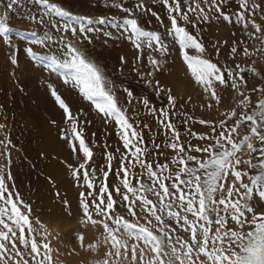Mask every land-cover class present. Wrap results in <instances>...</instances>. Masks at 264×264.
<instances>
[{
	"label": "snow or ice",
	"instance_id": "snow-or-ice-1",
	"mask_svg": "<svg viewBox=\"0 0 264 264\" xmlns=\"http://www.w3.org/2000/svg\"><path fill=\"white\" fill-rule=\"evenodd\" d=\"M17 2L11 0L9 7ZM35 2L65 22L61 25L59 21L55 24L47 21L49 30L55 29L58 38L47 32L43 36L30 33L32 45H55L54 53L38 55L32 47L24 51L64 85L77 90L105 124H114L124 150L116 149L120 153L119 167L113 168L116 157L105 145L106 169L93 167L94 153L86 142L84 127L91 121L81 119L86 116L82 109L74 114L55 87L48 85L69 126L61 130L62 139L77 161L82 158L78 165H68L76 186L85 189L79 193L80 223L102 229L107 247L104 259L97 264H264V211H257L258 203L264 204V88L252 89L261 94L253 107L251 96L241 90V85L246 84L243 73H255V69L218 66L203 55L206 49L198 34L190 33L186 27L191 24L196 28L199 23L209 21L211 13L217 14V20L223 18L227 22H233L234 15V22L242 26L245 35L264 45V28L254 19L260 5L249 6L248 0H238L237 10L229 14L223 10L229 0H159L170 25L162 36L142 28L133 10L122 2L112 4L128 14L119 23L74 15L49 0ZM134 7L137 11L151 12L143 0H138ZM152 15L161 20L155 12ZM260 18L264 20V15ZM39 22L45 23L43 18ZM106 23L122 29L121 36L141 53L148 49L165 58L170 55L165 37L172 36L173 47L178 46L182 63L208 101L206 107L212 108L213 102L221 103L220 88H231L240 97L235 107L221 113L223 119L218 122L198 121L210 126V133L198 134L188 129L189 136L207 143L194 146L182 140L178 126L170 119L176 115V102L171 94L167 95L168 104L159 109L143 98L138 103L156 118L166 137L164 147L173 152L170 160L165 157L164 163L159 162V156L163 155L158 151L161 145L153 141V148L149 149L143 136V129L151 131V127L144 124L141 128L138 122L134 125L128 115L133 91L123 88L127 104L121 106L114 82L79 47L83 41L92 42L89 33L99 31L93 25ZM249 26L254 31L249 32ZM12 31L0 20V38L5 45L12 44ZM16 35L28 37V33ZM103 35L111 38L112 34ZM237 54L238 48L232 47V57ZM243 54L247 57L253 53L245 46ZM124 62L121 57V63ZM149 64L156 71L161 70L160 59L150 55ZM137 74L144 79V74ZM147 83L151 85L152 81ZM153 90L158 98L166 91L170 93L159 81ZM193 119L188 116L181 123L187 126ZM242 125L246 126L247 134L237 140ZM253 138L259 147L252 142ZM245 147L247 159L238 156ZM153 150L155 160L150 159ZM110 173L116 176L118 184H109ZM11 179L10 174L5 177L0 172V264H56L47 229L41 221L32 219L31 206L14 185L9 186L7 181ZM64 203L67 206L68 202ZM117 206L126 212L121 213ZM77 239L83 245L85 237L78 235ZM87 247L95 250L97 245Z\"/></svg>",
	"mask_w": 264,
	"mask_h": 264
},
{
	"label": "rangeland",
	"instance_id": "rangeland-1",
	"mask_svg": "<svg viewBox=\"0 0 264 264\" xmlns=\"http://www.w3.org/2000/svg\"><path fill=\"white\" fill-rule=\"evenodd\" d=\"M10 2L11 0H0V20L7 23L13 30L10 33L12 44L5 45L0 38V172L5 177L11 175L12 179L7 181L9 186L14 185L24 202L31 206L32 219H38L47 229L56 264H97L98 261L104 259L107 247L103 243L102 229L80 223L82 212L79 208V193L85 189L76 186L68 165L76 166L82 162V158L81 161H77L66 140L62 139L61 130H67L69 126L65 123L62 109L51 96L48 85L55 87L57 93L70 106L74 114L82 109L86 116H82L81 119L91 121L84 127L86 142L92 147L94 153L93 167L106 169L104 146L107 145L108 151L116 157L112 162L113 168H118L120 153L116 152V149L120 148L124 151L122 142L114 124H105L90 103L82 99L77 90L64 85L54 73H50L24 51L26 47H32L38 55L54 53L55 45L51 47L32 45L30 33L36 32L37 36H43L47 32L54 38H58L59 34L55 29L49 30L47 21L53 24L59 21L62 25L65 22L64 19L51 15L35 0H18L16 4L9 7ZM49 2L57 3L74 15L93 19L106 18L116 23L121 22L128 15L112 7L113 3L122 2L125 7L133 10L135 18L145 30L156 31L164 36L166 28L170 26L167 11L159 0L156 2L143 0L146 7L151 9V12L147 13L135 9L134 5L138 0H49ZM248 2L249 6L254 3L260 5L254 19L264 28V20L260 18L264 15V0H248ZM237 4L238 0H229L223 10L234 14ZM152 12H155L161 20L158 21ZM210 15L212 18L209 21L199 23L196 28H193L191 24L186 27L190 33L198 34L206 49L203 55L217 63L218 66L227 65L235 69L236 65H240L245 69H255V73L253 71L243 73L246 84L241 85V90L251 96L254 107L261 94L252 92V89L264 88V45H261L259 40H250L245 35L242 26L234 22V15L233 22L224 21L223 18L217 20L215 13ZM40 18H43L45 23H40ZM183 23L181 21V24ZM93 27L99 31L88 34L92 42L83 41L79 47L88 59L100 66L105 75L114 82L121 106L127 104L123 88L133 91L134 100L128 115L133 118L134 125L138 122L141 128L144 124L151 127V131L143 129V136L149 149L153 148V141L161 145L158 150L163 153L159 156L160 163L165 162V157L170 160L173 152L164 147L166 137L163 128L157 123L156 118L149 114L148 109L138 101L147 98L150 106L159 109L168 104L167 95L171 94L176 102V115L170 116V119L178 126L182 140L195 146L205 144L207 141H200L189 136L188 129L198 134L210 133V126L201 125L198 121L204 119L218 122L223 119L221 113L230 111L240 98L231 88H220L218 93L221 103L217 105L213 102L212 108L206 107L208 101L204 99L202 90L195 85L186 66L182 63L177 50L178 46L173 47L172 36L165 37V43L170 50V55L165 58L148 49L141 53L134 48L130 40L121 36L122 29L113 27L110 23L93 25ZM248 31L254 30L249 26ZM17 32L28 33L27 39L17 36ZM104 32H110L111 38L104 36ZM234 46L238 48L239 54L233 58L231 49ZM245 46L253 53L252 55L244 56ZM150 55L161 60V70L156 71L149 64ZM121 57L124 58V63H121ZM137 57L140 59L138 60ZM13 60L16 63H12ZM35 71H40L42 77L32 76ZM138 72L144 74V79H141ZM149 72L153 75L148 76ZM149 80L152 81L151 85L147 83ZM32 81L37 82V86H33ZM156 81H159L165 90H170V93L166 91L158 98L153 90ZM30 89L36 93V96L31 95ZM44 92L50 100L54 117H51L52 112L47 113L50 107L42 95ZM188 116L194 119L185 126L181 121ZM53 127L55 132H58L56 135L62 145L59 146L57 143V147L45 148L43 137L46 130L53 129ZM239 133L237 140L247 134L245 125L241 126ZM93 141L95 146H93ZM252 142L259 147L255 138ZM46 144L48 145V142ZM238 156L247 159V148L245 147L244 151L238 153ZM156 158V150H153V156L150 159L155 160ZM47 166L51 169L62 166L65 168V174L62 173L60 178L55 179L49 174L50 170ZM66 178L71 182L72 187L67 190L65 189L67 186L62 183ZM100 178L103 179L102 175ZM108 182L109 184L119 183L116 176L111 173ZM41 183H46L48 190L42 188ZM71 191H73L74 198L70 195ZM116 198L119 199V197ZM64 201L68 202L67 206ZM117 207L121 213L126 212V209ZM257 211H264L259 203ZM78 235L85 237L83 245L77 239ZM93 243L97 245L95 250L87 247L88 244Z\"/></svg>",
	"mask_w": 264,
	"mask_h": 264
},
{
	"label": "bare ground",
	"instance_id": "bare-ground-1",
	"mask_svg": "<svg viewBox=\"0 0 264 264\" xmlns=\"http://www.w3.org/2000/svg\"><path fill=\"white\" fill-rule=\"evenodd\" d=\"M35 75H38L39 77H42V74L40 73V71H35L34 73H33V75L32 76H35ZM44 78V77H43ZM48 82H50V81H48ZM32 83H33V86H37V82H33L32 81ZM43 88V87H42ZM30 91H31V95L32 96H36V93L35 92H33V90H31L30 89ZM37 91V90H36ZM45 91V90H44ZM45 98H46V100H47V103H48V105H49V107H50V109L48 110V112L47 113H49V112H52V115H51V117H54L55 115H54V111L51 109V103H50V100H48L49 98L46 96V93L44 92V94H42ZM49 124V123H48ZM50 127V126H49ZM56 133L58 134V132H55V130H54V127H53V129H49V130H46V132H45V135H44V147L45 148H53V147H57V143H58V145L59 146H61L62 145V142L60 141V139L59 138H57V136L58 135H56ZM46 142H48V145L46 144ZM61 152V151H60ZM64 154V153H63ZM57 155V154H56ZM59 156V155H58ZM61 156H62V154H61ZM52 163H53V161H52ZM54 165V164H53ZM48 167V166H47ZM60 167H62V166H59V167H55V169H54V167H52V169H51V167H48L49 168V170H50V172H49V174L50 175H53L54 177H55V179H57L58 177L60 178L61 176H62V173L63 174H65V168L64 167H62V168H60ZM51 170H53L52 172H51ZM47 172V173H48ZM52 173V174H51ZM63 178V177H62ZM65 178V177H64ZM64 181V180H63ZM40 182V181H39ZM63 183V185L64 186H67V188H65L66 190L67 189H70V187H71V182L66 178L65 179V181L64 182H62ZM41 186H42V188L44 187V189L45 190H48V186H47V184L46 183H41ZM72 188V187H71ZM68 194H69V192H68ZM70 195H71V197L73 196V191H71L70 192ZM72 198H74V196L72 197ZM260 204V203H259ZM261 205V209H264V205L263 204H260Z\"/></svg>",
	"mask_w": 264,
	"mask_h": 264
}]
</instances>
